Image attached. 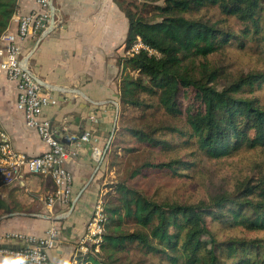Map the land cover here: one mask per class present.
I'll return each mask as SVG.
<instances>
[{"label": "trees", "instance_id": "obj_1", "mask_svg": "<svg viewBox=\"0 0 264 264\" xmlns=\"http://www.w3.org/2000/svg\"><path fill=\"white\" fill-rule=\"evenodd\" d=\"M17 1L0 0V35L17 10ZM114 1L127 19L125 55L117 59L121 109L145 105L140 98L144 93L154 96L156 104L169 114L179 115V94L191 88L202 107L189 122L197 147L207 157L230 155L243 148H264V106L237 95L246 86L264 82V72L239 75L219 86L218 69L197 59L215 52L235 36L216 22L194 16L204 7H216L224 17L245 24L240 32L248 37L262 28L264 0ZM138 39L145 47L130 51ZM130 133L151 146L162 142L143 129H131ZM176 163L144 161L130 178L144 167L175 172ZM180 163L189 167L188 163ZM107 189L101 195L106 221L99 246L109 258L134 243L146 253L164 255L170 264H264V242L260 239L231 236L219 240L208 227L213 222L223 229L264 232V177L255 184L244 183V199L221 194L195 204L157 202L122 181L113 182ZM210 214L215 218L208 223L205 216ZM125 217L131 218L138 229L122 230ZM80 262L114 264L90 255Z\"/></svg>", "mask_w": 264, "mask_h": 264}, {"label": "crops", "instance_id": "obj_2", "mask_svg": "<svg viewBox=\"0 0 264 264\" xmlns=\"http://www.w3.org/2000/svg\"><path fill=\"white\" fill-rule=\"evenodd\" d=\"M53 2L60 24L37 44L29 67L44 82L63 88L44 87L56 102L43 109V117L61 130V138L71 140L65 144V165L73 174V193L68 203L50 205L47 197L54 190L51 175L31 174L22 169L12 184H0V234L19 232L38 238L55 227L56 245L49 251L50 264H77L86 224L107 181L104 150L119 106L117 59L125 55L127 19L114 0ZM17 3L6 27L11 32L17 28L16 16L39 9L36 0ZM36 37L21 42L24 55ZM0 129L7 132L16 150L27 155L47 149L39 134L26 126L23 112L16 107L15 83L4 74H0ZM84 132H89L90 141H73ZM94 146L102 151L100 159L93 157ZM84 186L71 209L74 196ZM0 264L18 262L0 255Z\"/></svg>", "mask_w": 264, "mask_h": 264}, {"label": "rangeland", "instance_id": "obj_3", "mask_svg": "<svg viewBox=\"0 0 264 264\" xmlns=\"http://www.w3.org/2000/svg\"><path fill=\"white\" fill-rule=\"evenodd\" d=\"M194 16L216 22L235 36L215 52L205 58L197 59V62L205 61L211 67L218 69L219 86L239 75L256 71L264 72V12L261 13L260 32H251L248 37H244L240 32L245 24L224 17L216 7H204ZM195 93L191 88L181 90L178 100L182 113L179 115L169 114L156 104L154 96L144 93L140 94V98L145 101V105L124 106L121 109L119 104L113 133L105 152L107 181L102 188L105 186L104 188L108 190V185L122 181L154 201L181 204L207 202L209 198L221 194L245 198L241 194L244 183L255 184L258 179L264 177V148H243L230 155L207 157L197 147L195 131L189 122L190 116L202 107V102ZM237 95L252 98L259 105L264 106V82H256L252 87L246 86ZM131 129H143L162 142L157 146L141 142L130 133ZM170 160L178 162L175 172L168 168L144 167L130 178L131 172L144 161ZM180 162L188 163L189 167L185 168ZM117 204L119 205L120 202L117 201ZM205 218L209 223L210 218L215 217L210 214ZM211 223L212 225L208 224V227L215 231L219 240L234 236L258 238L264 242V232H250L240 228L223 229L220 224ZM121 229L132 232L138 227L131 218L125 217L121 222ZM205 236L207 237V234ZM99 245L98 248L89 247L85 254H78L77 264L89 262V260L85 263L80 262L82 257L88 255L100 261L110 260L114 264H170L164 255L146 253L134 243L127 244L111 258L101 251Z\"/></svg>", "mask_w": 264, "mask_h": 264}, {"label": "built area", "instance_id": "obj_4", "mask_svg": "<svg viewBox=\"0 0 264 264\" xmlns=\"http://www.w3.org/2000/svg\"><path fill=\"white\" fill-rule=\"evenodd\" d=\"M38 10L16 16L15 32L4 30L0 35V74L15 83L16 107L23 112L27 127L34 129L47 149L36 155H27L16 150L5 130L0 129V184H12L20 171L25 169L31 174H50L54 190L47 197L48 204L68 203L73 193V174L66 167L68 151L63 142L61 130L43 117V109L56 102V98L40 86L24 69V56L21 42L30 36L36 37L44 30L51 19L49 0H36ZM145 47L138 39L130 51ZM80 140H91L89 132L81 134ZM93 157L100 159L102 151L94 146ZM106 216L101 195L96 199L92 214L81 238V253L98 248L102 242ZM57 229L50 227L44 236L32 237L19 232L0 234V255L14 259L18 264H50L49 251L55 247ZM6 245V246H4ZM8 245V246H7Z\"/></svg>", "mask_w": 264, "mask_h": 264}, {"label": "water", "instance_id": "obj_5", "mask_svg": "<svg viewBox=\"0 0 264 264\" xmlns=\"http://www.w3.org/2000/svg\"><path fill=\"white\" fill-rule=\"evenodd\" d=\"M49 8H50V12H51V19L49 21L48 26L42 30L36 37V40L34 41L32 47L30 48V50L23 56L22 58V65L24 67V69L30 74V76L42 87L45 88H49V89H53V90H63L62 87L59 86H54L51 84H48L46 82H44L41 78H39L35 73H33L29 67V61H30V57L32 55V53L34 52L37 44L40 42V40L45 37L51 30H53L57 25L60 24V17H59V12L58 9L55 7L53 0H49ZM114 128V127H113ZM113 130L111 132V136H112ZM81 137V134H78L73 141H76L77 139H79ZM61 142H63L64 144H69L71 142V140L69 138L63 137L60 139ZM110 140L108 141L109 144ZM107 144V145H108ZM107 148V147H106ZM106 148L104 150V153L106 152ZM87 185V184H86ZM85 185V186H86ZM81 188L76 195L74 196L72 202H71V209L73 207V205L75 204V202L78 200V198L80 197L81 193L83 192L84 188ZM6 246V245H4ZM8 246V245H7Z\"/></svg>", "mask_w": 264, "mask_h": 264}]
</instances>
